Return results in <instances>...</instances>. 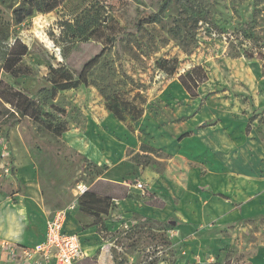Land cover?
Listing matches in <instances>:
<instances>
[{
  "label": "rangeland",
  "instance_id": "374dc122",
  "mask_svg": "<svg viewBox=\"0 0 264 264\" xmlns=\"http://www.w3.org/2000/svg\"><path fill=\"white\" fill-rule=\"evenodd\" d=\"M21 1L0 0V94L16 104L23 94L39 115L18 121L0 100V152L9 147L15 177L8 182L0 169V237L36 241L30 207L46 222L76 205L87 228L95 217L79 211L84 188L101 198L165 203L167 217L163 226L143 221L113 233L108 222L119 220L122 199L114 200L101 216L108 233L86 248L85 264L102 250L114 264L157 262L172 245L159 231L183 224L223 238L224 264L263 261L264 0H26L43 9L15 25ZM17 40L28 54L14 77L4 61ZM94 58L87 85L52 89L53 81L77 80ZM162 60L177 62L179 74L204 68L198 97L158 68ZM115 93L142 94L139 122L109 112L106 97ZM49 124L66 132L57 137ZM104 167L126 176L102 182ZM68 228L77 232V220Z\"/></svg>",
  "mask_w": 264,
  "mask_h": 264
},
{
  "label": "trees",
  "instance_id": "16d2710c",
  "mask_svg": "<svg viewBox=\"0 0 264 264\" xmlns=\"http://www.w3.org/2000/svg\"><path fill=\"white\" fill-rule=\"evenodd\" d=\"M56 5H57L56 3L49 4L47 6L48 7L47 11L48 12L53 11L57 7ZM42 9L43 8L40 6L39 2L35 1L34 6H29L27 5L26 0H22L21 4L18 7H16L12 12L13 21L15 25H20L27 18L33 16L35 10L41 11ZM27 54H28L27 46L21 44L17 40L10 48L9 53L5 56L4 70L7 73L13 75L14 77L19 76L20 71L17 70V68L20 67V64L23 62V58ZM97 63L98 62L96 58L90 60L85 65L83 71L81 72L77 80H73L71 78H65L62 81H53L52 89L54 91H66V90L76 89L80 85H87L88 84L87 74L96 66ZM158 68L161 71L165 72L170 77L179 75L178 79L180 84L192 98L198 97L199 88L208 81L207 72L201 66L193 67L192 69L188 70L186 73L179 74L177 73L178 71L177 62L172 60H162L158 63ZM58 71H61L67 75V73L64 72V70H58ZM101 93L106 94L107 93L106 89L102 88ZM17 97L19 99L17 103L21 102V104H16L15 102L9 100L8 98H4L0 94V100L5 102V104L11 105L13 107L14 111L16 112L18 121L24 117H33L35 112L39 115V110H36L35 103L33 101L25 97L23 94H17ZM106 99L108 103L107 109L119 121H126L127 119H129L132 123H137L140 121V119L142 118L145 112L144 106L146 105V100L142 97V94L140 93H136L132 99L128 98L125 100L122 97H120V94L117 93L113 94L112 96H107ZM15 124L16 122L14 121L10 123L9 126L12 127ZM48 127L49 129H52L53 133L57 137H61L66 132V128L63 126V124H57L55 126L49 124ZM150 161L151 160L149 159L148 162H145L146 165H148L147 163H150ZM105 171H107V168L104 167L100 176H102L105 173ZM102 182H106V181H102ZM126 198L127 196L122 198H117V197L101 198L95 192L86 191L84 194H82L79 197L78 208L79 211L90 212L95 217V221L91 225V227H96L98 234L102 235L103 233H108V228L106 226L105 220L101 216L108 215V212L111 210L112 202L114 200H120ZM144 221L146 223L154 222V220H152L151 218H145ZM149 264H156V262Z\"/></svg>",
  "mask_w": 264,
  "mask_h": 264
},
{
  "label": "crops",
  "instance_id": "0c3cea01",
  "mask_svg": "<svg viewBox=\"0 0 264 264\" xmlns=\"http://www.w3.org/2000/svg\"><path fill=\"white\" fill-rule=\"evenodd\" d=\"M122 170V169H121ZM126 168L124 167L122 171H125ZM109 173H112L109 175ZM127 174V173H126ZM122 176H126L125 173L123 174L119 168L113 167L112 169H108L105 173L100 177L102 181H109L115 180L117 178H121ZM15 179L13 173L11 174V178H8L7 181L12 183ZM8 188L5 192L12 193ZM137 190V189H136ZM147 199H144L140 202L137 198H128L122 199L117 203V208H115V215H118L119 220L115 222H108L112 224L114 229H110L111 232L117 233L122 232L129 227L131 224H135L137 222L143 223L145 218H151L154 220V224L163 223L166 220V204L164 203L161 206H157L155 204H151L146 202ZM73 213V215H72ZM30 215L32 217V221L36 226H40L37 231V240L33 243H23L19 241H14L10 239H6L0 237V241L6 240L11 241L18 244L23 245H35L42 241L46 232V222L43 219V216L37 214V211H33L30 207ZM137 216L138 218H134ZM76 219L78 224L77 232H73L68 228V224L71 220ZM48 220V219H47ZM32 225V224H31ZM86 223L84 220L78 215V210L72 211L67 219L65 230L69 233L78 234L81 238L82 246L85 252V258L80 264L86 263L87 252L86 248H90L93 244L96 243V239L101 238V236L97 232L96 227L87 226L84 227ZM198 228L196 225L193 226L189 225H177L173 230L167 231H159L161 233H165L169 235V240L172 243L169 250H165L164 253L161 252L160 259L156 262V264H221L223 263L224 254H225V245L223 242V238L221 237H211L208 238L205 236L207 231H200L196 232ZM193 234V235H192ZM25 235V234H24ZM103 240V239H102ZM105 245V244H104ZM182 246V248H181ZM103 249V247H101ZM100 253V252H99ZM259 257H264L259 256ZM258 260L256 261V263ZM0 264H6L4 258L0 255ZM95 264H114V261L110 260L108 255L105 251L102 252L97 257ZM224 264V263H223ZM258 264H264V260L260 261Z\"/></svg>",
  "mask_w": 264,
  "mask_h": 264
},
{
  "label": "built area",
  "instance_id": "2783aa9c",
  "mask_svg": "<svg viewBox=\"0 0 264 264\" xmlns=\"http://www.w3.org/2000/svg\"><path fill=\"white\" fill-rule=\"evenodd\" d=\"M11 152L7 145L0 152V169L6 179L11 178L12 169L8 163ZM143 191L142 184L134 187ZM81 196L87 190L79 188ZM77 206L59 210L48 218L46 232L41 242L29 246L11 241H0V255L6 264H80L85 258L81 238L78 234L69 233L65 225L69 214Z\"/></svg>",
  "mask_w": 264,
  "mask_h": 264
}]
</instances>
